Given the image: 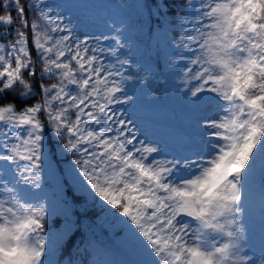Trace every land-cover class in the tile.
<instances>
[{
    "label": "snow or ice",
    "instance_id": "6c2138e0",
    "mask_svg": "<svg viewBox=\"0 0 264 264\" xmlns=\"http://www.w3.org/2000/svg\"><path fill=\"white\" fill-rule=\"evenodd\" d=\"M50 7L0 0V264H55L51 216L62 211L71 223L58 172L67 177L69 193L74 187L124 233L125 259H102L111 249L88 241L76 249V264H256L246 252L241 219L258 175L264 192V0H202V19L177 16L172 4L159 0L142 6L149 42L156 29L179 24L180 45L193 49L183 72L185 83L196 82L187 89L189 100L223 102L218 117L203 125L209 154L183 163L150 160L160 151L154 145L130 148V122L112 111L135 104L125 88L132 63L122 58L131 47L121 39L128 26L96 38L114 46L90 48L87 41H73L59 13L54 19L45 10ZM137 23L143 34V14ZM105 53L115 57L110 66L100 59ZM177 168L195 171L173 180ZM45 170L56 178L61 195L55 199L46 192ZM259 259L264 264V254Z\"/></svg>",
    "mask_w": 264,
    "mask_h": 264
},
{
    "label": "rangeland",
    "instance_id": "374dc122",
    "mask_svg": "<svg viewBox=\"0 0 264 264\" xmlns=\"http://www.w3.org/2000/svg\"><path fill=\"white\" fill-rule=\"evenodd\" d=\"M201 2L202 0L190 1L189 19H202L200 11ZM32 3L51 5L50 8H46L45 10L49 11L54 19L57 18L56 14L59 13V19L63 21L67 29H71L73 41H87L90 48L114 46V42L111 40L98 41L96 38L104 35H116L114 31L115 27L127 25L125 13L122 12V9L114 0H33ZM144 3L145 0H137V9H143L142 6ZM194 26L195 20H193ZM154 29H156V25ZM168 30L169 26L167 24L164 25L163 30L156 29L153 41L155 43L158 41V45L164 54L168 56L166 66L167 86L170 93L180 101V113H177L175 116V113L171 109L169 110L164 107H159L157 110L145 109L136 97L135 104L115 105L112 111L118 118L130 122L127 131L130 136L135 137L133 145L129 146L130 148L140 147L141 143L144 145H154L160 148V151L153 154L149 158L150 160H181L183 163L185 158L198 160L209 154V148L207 146V132L209 130L203 125L207 121L218 117L220 114L219 104L223 102L193 103L189 100L187 89L194 86L196 82H193V84L185 83L183 72L185 66L190 64V60L194 56V51L191 48H183L180 45L179 39L178 43L173 42L171 37H169ZM191 30L190 28L189 31ZM133 33L134 28L128 27L127 32L122 35L129 38L133 36ZM130 51L133 53L134 49L130 48ZM100 59L104 61L105 66H110L115 62V57L107 53L100 55ZM149 77L146 83L143 84V87H146L154 81L150 74ZM125 88L130 94L134 93L135 95L137 92L130 81L125 82ZM210 95L213 94H201L202 97ZM163 112H168L172 119H176V122L164 120ZM194 171L195 168H177L172 179L187 178ZM48 177L56 180V178L50 177L49 175ZM57 177L61 179V187H63L64 178L60 177L59 172L57 173ZM46 192L48 193L49 199H55L49 190L46 189ZM241 225L248 242L245 245L246 252L256 260V264H260L259 258L264 254V192L261 190L259 175L253 181L247 193L246 210L242 216ZM119 248L121 249V245ZM110 249L109 255L103 258L112 259L111 257L117 252H119L117 261L126 258L121 250L117 251L115 247H111Z\"/></svg>",
    "mask_w": 264,
    "mask_h": 264
},
{
    "label": "trees",
    "instance_id": "16d2710c",
    "mask_svg": "<svg viewBox=\"0 0 264 264\" xmlns=\"http://www.w3.org/2000/svg\"><path fill=\"white\" fill-rule=\"evenodd\" d=\"M33 0H22V3L26 6L32 3ZM125 13L127 18L126 23L128 27L134 28L133 36L126 38L125 35L121 34V39L126 40L134 52L130 51V48L126 47L123 49V58L129 59L132 63L131 72L133 74V79L130 80L134 85H136L138 94L135 95L136 99L141 102L142 106L146 109H158L159 107H165L169 110L171 109L175 116L179 114V104L178 101L168 90L167 86V63L168 56H166L161 49V47L155 43V41L149 42L147 40V21L148 13L143 9H137V0H114ZM191 0H159V2H168L172 4V7L176 9L175 15L186 16L190 18L189 3ZM155 3L156 0H145V3ZM144 3V4H145ZM179 5V7H177ZM185 5H188L185 10ZM155 12V7L152 8ZM14 17L16 15L15 11L11 13ZM143 14L144 17V28L143 34L141 28L137 23L140 15ZM29 23L34 19V13L31 11L27 12ZM18 23V22H17ZM155 20H153L152 27L155 28ZM16 25H12L9 29L12 31L13 35L15 33ZM4 29L0 28V35L3 34ZM181 27L179 24H174L172 30H168L169 37L173 42L178 43V39L181 34ZM11 39V37H9ZM31 41V37H29ZM2 42V41H0ZM151 44V48L148 44ZM29 48H32L31 42L29 43ZM159 52V55H157ZM33 59L36 58V52L32 50ZM37 76L36 79L39 80V73L41 70V64L39 62L35 65ZM139 69V71H137ZM150 70L149 74L154 79L152 83L143 87V84L148 80H144L143 76L146 71ZM45 83H50L54 81H49L47 77L44 79ZM12 100L13 97L10 94L8 97ZM39 100V96L35 100H30L27 103L32 104ZM18 108L24 107L23 104L17 99L15 101ZM163 119L171 122H176V119H172L168 112H163ZM174 116V118H175ZM43 119V116L41 117ZM74 118V117H73ZM172 119V120H171ZM174 124V123H173ZM69 159H66L63 164L60 165L61 168L67 169L69 163L71 162V154H67ZM63 159V158H62ZM67 179L66 176L63 177ZM44 186L48 189L56 198L60 196V192L57 189L56 180L51 179L47 175V171L43 173ZM69 185H64L63 189V199H66L69 204L68 216L71 221L65 219V215L62 211H58L51 217L49 223L50 235L57 238V243L53 246L50 242V247H53L52 260L55 264H76L79 260L77 256L76 249L83 248L88 241L94 242L98 247L107 246L115 247L119 251L120 241L123 239V231L114 224L111 216L106 215L99 207H94L92 201L87 199L82 193L77 191L74 187L72 191L68 192ZM98 199V198H97ZM62 237V238H61ZM95 253L93 252L92 255ZM103 259V257H100ZM112 260L118 258V253L111 257Z\"/></svg>",
    "mask_w": 264,
    "mask_h": 264
}]
</instances>
